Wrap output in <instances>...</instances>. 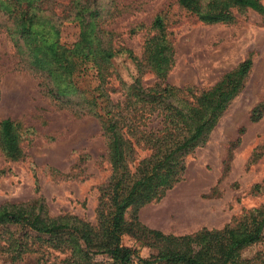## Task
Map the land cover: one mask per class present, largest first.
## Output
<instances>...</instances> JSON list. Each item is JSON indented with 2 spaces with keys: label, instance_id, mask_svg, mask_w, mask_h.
<instances>
[{
  "label": "rangeland",
  "instance_id": "1",
  "mask_svg": "<svg viewBox=\"0 0 264 264\" xmlns=\"http://www.w3.org/2000/svg\"><path fill=\"white\" fill-rule=\"evenodd\" d=\"M44 2L35 20L41 34L31 40L20 37L13 19L0 9V124L6 119L15 123L22 151L18 159L9 158L0 143V208L15 204L38 211L43 206L47 219L100 226L113 181L102 108L119 113L139 80L145 90L175 89L170 101L181 110L251 61L240 92L215 127L181 158L185 170L180 180L152 202L129 208L125 218L179 237L240 225L251 228L254 220L261 221L264 114L253 121V112L264 104V16L227 0H201L203 14L230 17L217 23L203 21L178 0ZM157 17L170 47L165 78L145 55L148 41L159 32ZM51 26L55 29L49 33ZM45 39L68 51L72 70L66 73L53 64L48 68L42 58ZM105 49L118 53L102 59ZM165 115L148 107L139 111L141 134H127L132 174L153 157L147 138L163 135ZM60 238L0 225V264H74ZM121 246L135 254L131 264H143L139 258L154 261L157 255L128 234ZM91 258L94 264H117L105 253H91ZM262 260L264 232L261 241L241 251L240 264Z\"/></svg>",
  "mask_w": 264,
  "mask_h": 264
},
{
  "label": "trees",
  "instance_id": "2",
  "mask_svg": "<svg viewBox=\"0 0 264 264\" xmlns=\"http://www.w3.org/2000/svg\"><path fill=\"white\" fill-rule=\"evenodd\" d=\"M227 1L240 8H250L264 16V4L261 0ZM44 3V0H0V9L13 19L16 29H19L17 31L20 37L31 40L41 34L38 28L40 23L35 20L38 18L36 10H41ZM178 3L182 8L198 13L203 21L209 23L227 21L230 18L223 12L203 14L200 12L201 0H178ZM154 27L159 32L148 41L145 55L159 77L165 78L171 59L168 55L169 43L163 35L164 24L161 17L156 18ZM51 29L49 33L53 32L55 26H51ZM85 30L82 34L86 32ZM55 35L57 36V31L52 39L56 37ZM87 40L88 36H84L83 41ZM47 41L48 39H45L43 43L42 58L48 68L53 64L59 67L58 70L66 73L72 70L66 57L68 51L63 48L58 49L57 43L47 44ZM102 53V59H105L118 52L105 49ZM130 54L136 60L131 52ZM251 65V61L243 63L238 71L226 75L221 82L203 92L189 106L181 110L170 101L175 89L167 87L160 92L153 89L145 90L139 80L134 84L125 108L119 113L105 112L106 109L102 108V112L105 113L103 116L105 130L111 139L110 159L113 181L108 193L109 199L101 209L100 226L92 227L82 221H76L77 223L71 221L70 224L62 220L47 219L43 206L36 211L35 207L28 208L15 204L0 208V225L23 226L39 235L61 237L60 242L70 249L74 264H94L91 253H105L117 264H131L135 254L121 246V238L125 234L145 241L149 247L157 251L154 261L137 257L143 264L157 262L240 264L241 251L257 244L263 238L264 217L261 221L254 220L255 225L251 228L240 225L222 231L202 230L194 235L179 237L149 229L138 221L127 222L125 216L129 208L137 210L152 202L180 180L185 170L181 158L202 143L215 127L229 103L240 92L243 79L247 76ZM97 101L98 98H95V102ZM146 107L166 114L167 126L162 136L153 134L148 136V145L155 150V153L153 157L139 165L135 175L130 171L127 152L132 144L127 139V134H134V137L141 134L138 130L137 118L139 111ZM263 114L264 104L254 110L253 121L260 120ZM0 143L9 158L18 159L22 154L16 125L10 119L0 124ZM97 228L100 231H97ZM65 235L68 236V240H63ZM16 242L18 246H27L18 240ZM260 264H264V260Z\"/></svg>",
  "mask_w": 264,
  "mask_h": 264
}]
</instances>
